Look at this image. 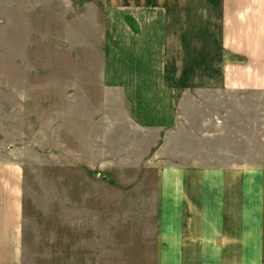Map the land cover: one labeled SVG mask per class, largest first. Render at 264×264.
Here are the masks:
<instances>
[{"label": "rangeland", "instance_id": "1", "mask_svg": "<svg viewBox=\"0 0 264 264\" xmlns=\"http://www.w3.org/2000/svg\"><path fill=\"white\" fill-rule=\"evenodd\" d=\"M117 3L0 0V176L23 199L19 264H162L184 229L192 250L196 236L191 213L180 227L192 199L178 200L179 173L195 172L190 185L201 179L194 192L204 180L193 164L264 173L263 90L188 89L175 118L152 109L144 125L134 121L105 74L107 31L127 27ZM134 59L148 63L144 53ZM146 89L148 101L166 105ZM248 188L247 264H264V177Z\"/></svg>", "mask_w": 264, "mask_h": 264}, {"label": "crops", "instance_id": "2", "mask_svg": "<svg viewBox=\"0 0 264 264\" xmlns=\"http://www.w3.org/2000/svg\"><path fill=\"white\" fill-rule=\"evenodd\" d=\"M118 1L117 8L128 9V13L118 14V26L123 21L127 27L107 31L105 52L110 60L105 64V74L110 84L123 89L131 117L138 124L144 125L143 116L146 112L147 117L151 116L152 109L163 120L175 118L178 94L188 89L204 88L220 94L225 91L229 96L234 94L235 86L264 92V0ZM111 4L106 8L116 6ZM158 15L160 21L155 20ZM138 52L146 54L148 63L133 60ZM242 57L246 61L236 63ZM148 84L155 97H166V105L155 106L148 101ZM193 165L197 167L192 169L203 174L201 190H193L200 178L190 185V176L195 172L179 173L176 183L181 189L178 200L183 196L192 199L191 205L186 202L181 206L180 227L186 222L184 214L191 213L188 217L196 235L193 250L192 236L184 229L175 252H162V264H247L251 244L248 186L251 177L263 183V171H239L226 164ZM7 179V174L0 176V264H19L23 199L20 192L2 186ZM162 201V246L169 248L166 194ZM194 202L199 206L195 207ZM233 212L237 219L234 226Z\"/></svg>", "mask_w": 264, "mask_h": 264}]
</instances>
